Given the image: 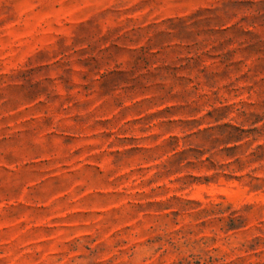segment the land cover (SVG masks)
<instances>
[{
    "label": "rangeland",
    "instance_id": "1",
    "mask_svg": "<svg viewBox=\"0 0 264 264\" xmlns=\"http://www.w3.org/2000/svg\"><path fill=\"white\" fill-rule=\"evenodd\" d=\"M0 264H264V0H0Z\"/></svg>",
    "mask_w": 264,
    "mask_h": 264
}]
</instances>
